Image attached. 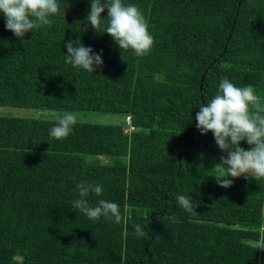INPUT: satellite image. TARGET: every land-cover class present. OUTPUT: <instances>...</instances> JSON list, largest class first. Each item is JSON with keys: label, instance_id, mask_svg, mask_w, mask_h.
I'll return each mask as SVG.
<instances>
[{"label": "trees", "instance_id": "16d2710c", "mask_svg": "<svg viewBox=\"0 0 264 264\" xmlns=\"http://www.w3.org/2000/svg\"><path fill=\"white\" fill-rule=\"evenodd\" d=\"M123 2L148 22L145 56L120 50L106 21L100 33L85 22L90 0H67L65 16L23 42L0 13L1 108L116 118L78 119L58 140L57 119L0 116V264H262L264 179L220 187L213 167L226 153L195 116L222 78L252 85L264 102V0ZM69 41L101 54L102 68L67 63ZM81 181L102 186L92 206L104 199L128 209L126 238L123 223L72 207ZM178 195L191 196L197 214ZM134 224L147 236L134 235Z\"/></svg>", "mask_w": 264, "mask_h": 264}, {"label": "clouds", "instance_id": "9594fccd", "mask_svg": "<svg viewBox=\"0 0 264 264\" xmlns=\"http://www.w3.org/2000/svg\"><path fill=\"white\" fill-rule=\"evenodd\" d=\"M62 4L66 7L62 8ZM69 6L67 0H0V13L4 14L6 29L23 42L26 33L31 31L34 34L36 29L50 27L53 23L51 17L65 16ZM105 9L108 13L106 19L101 16ZM105 21L107 24L103 33L111 36L120 50L131 49L137 56H145L153 47L154 38L149 33L148 22L136 5L125 4L123 0H90L85 22L100 33ZM66 49V62L73 67L94 73L103 66L101 54L81 42L77 45L76 41H69ZM195 120L201 135L213 133L218 148L226 153L213 167L220 187H231L233 180L241 176L245 179H264V102L252 85L237 87L228 78H222L217 94L200 106ZM77 122V114L63 113L57 117L50 136L58 140L67 138ZM242 141L247 142L249 150L240 146ZM76 189L79 198L72 202L74 209L90 220L103 217L114 219L117 224L123 223L125 231L122 235L125 238L129 235L126 228L130 217L126 207L122 211L120 205L104 199H99L95 206L90 204L88 197L91 194L103 195L101 185L81 181ZM176 199L185 211L197 214L194 209L199 204L191 196L178 195ZM133 228L137 237L147 236L142 225L134 224ZM255 248L264 250V240L258 241Z\"/></svg>", "mask_w": 264, "mask_h": 264}, {"label": "rangeland", "instance_id": "374dc122", "mask_svg": "<svg viewBox=\"0 0 264 264\" xmlns=\"http://www.w3.org/2000/svg\"><path fill=\"white\" fill-rule=\"evenodd\" d=\"M63 113L56 111H45V110H30V109H20V108H1L0 116L24 118V119H43V120H56L57 117ZM78 119H82L89 123H102V124H114L116 123V118L112 116H103L99 114L89 113L87 115H78ZM264 239V238H263ZM264 264V262L262 263Z\"/></svg>", "mask_w": 264, "mask_h": 264}, {"label": "built area", "instance_id": "2783aa9c", "mask_svg": "<svg viewBox=\"0 0 264 264\" xmlns=\"http://www.w3.org/2000/svg\"><path fill=\"white\" fill-rule=\"evenodd\" d=\"M126 121H127V124H126V125L129 126V124H130V118L127 117V118H126ZM128 126H127V128L125 129V132H130L131 130H133L132 127H128Z\"/></svg>", "mask_w": 264, "mask_h": 264}]
</instances>
